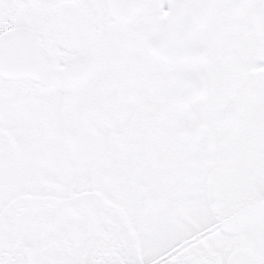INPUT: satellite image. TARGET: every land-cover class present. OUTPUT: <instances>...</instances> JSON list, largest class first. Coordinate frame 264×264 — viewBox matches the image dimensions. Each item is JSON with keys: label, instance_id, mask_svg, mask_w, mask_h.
Wrapping results in <instances>:
<instances>
[{"label": "snow or ice", "instance_id": "obj_1", "mask_svg": "<svg viewBox=\"0 0 264 264\" xmlns=\"http://www.w3.org/2000/svg\"><path fill=\"white\" fill-rule=\"evenodd\" d=\"M0 264H264V0H0Z\"/></svg>", "mask_w": 264, "mask_h": 264}]
</instances>
